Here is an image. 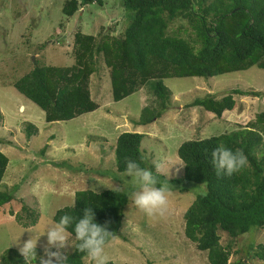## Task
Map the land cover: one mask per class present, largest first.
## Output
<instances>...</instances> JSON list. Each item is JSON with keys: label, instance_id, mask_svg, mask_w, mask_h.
I'll list each match as a JSON object with an SVG mask.
<instances>
[{"label": "rangeland", "instance_id": "obj_1", "mask_svg": "<svg viewBox=\"0 0 264 264\" xmlns=\"http://www.w3.org/2000/svg\"><path fill=\"white\" fill-rule=\"evenodd\" d=\"M65 1L0 0V149L9 158L1 189L15 196L14 201L0 207V259L5 250L18 249L15 244L9 246L13 239L20 237L21 243L29 238L36 240L54 221L55 212L73 203L76 191L109 189L97 180L110 187L124 188L131 197L132 186L121 181L124 172L117 171L115 166L114 146L122 132L144 134L141 148L149 165L159 163V173L168 179L181 178L183 163L177 150L184 141L228 132L235 124L253 121L264 111V68L258 66L210 78L165 79L172 96L163 108L148 85L123 100L114 101L108 69L99 64L97 73L91 76L90 88L100 107L69 121L46 122L44 111L16 89V79L35 63L71 65L77 31L97 35L104 27L105 32L119 33L131 21V14L121 0L84 5L71 17L62 12ZM233 88L257 95H235L237 107L226 110L221 118L201 106L191 105L197 98L221 97ZM145 109L154 117L142 123ZM28 123L35 125L30 137ZM191 185L187 190L180 189L187 186L183 181L168 185V212L162 219L147 218L131 198L120 235L106 243L109 261L209 264L207 253L198 250L184 233L186 210L195 196L206 190L204 184ZM23 204L39 214L35 225L23 226L16 219ZM255 230L238 238L229 264L245 258V249L252 240L264 242V229ZM221 236L223 244L230 242L226 233ZM69 243L60 250L64 256L74 249L72 235ZM36 247L42 250L36 256L43 264L49 259L45 251L46 234L38 238ZM85 264H90L87 256ZM250 264L264 262L253 259Z\"/></svg>", "mask_w": 264, "mask_h": 264}, {"label": "trees", "instance_id": "obj_2", "mask_svg": "<svg viewBox=\"0 0 264 264\" xmlns=\"http://www.w3.org/2000/svg\"><path fill=\"white\" fill-rule=\"evenodd\" d=\"M96 2L101 0H66L62 12L71 17L84 5ZM121 2L131 14L129 25L121 32H105L104 27L97 35L77 31L71 65L35 63L14 82L24 97L44 111L46 122L69 121L100 107L90 88L91 76L97 73L99 64L108 69L114 101L148 85L163 108L172 96L165 79L210 78L252 66L264 68V0ZM250 94L257 95L233 88L221 97L197 98L191 105L201 106L221 118L226 110L237 107L235 95ZM150 116L154 114L144 112L142 123L151 121ZM26 128L28 136H32L35 125L28 123ZM143 137L142 133L129 131L117 137L114 146L117 171L124 172L126 160L133 159L155 172L141 148ZM221 144L241 150L248 158V167L231 177L218 175L211 164V153ZM177 153L183 163L181 178L168 179L158 173V180L168 185L183 181L187 186L180 187L181 190L190 189L191 184L206 185V190L195 196L184 214V233L198 250L207 253L209 264H229L238 238L253 228L255 232L264 229V111L253 121L235 124L231 134L224 132L210 139L184 141ZM8 164V156L0 149V207L15 199L11 192L1 189ZM130 201L124 188L115 192L104 189L98 195L91 188L82 189L75 192L71 205L55 212L53 220L58 221L65 213L78 218L85 208L93 207L96 222H107L112 232L108 243L120 235ZM38 218L39 214L27 204L16 214L23 226L35 225ZM222 233L231 238L229 243H222ZM72 236L75 238L74 233ZM75 245L67 255L68 264H85L86 254L77 251ZM245 250V258L237 264H250L253 259L264 262V242L252 240ZM41 252L36 247V255ZM36 255L29 264H41ZM0 264L26 262L18 249L10 248L1 254Z\"/></svg>", "mask_w": 264, "mask_h": 264}, {"label": "clouds", "instance_id": "obj_3", "mask_svg": "<svg viewBox=\"0 0 264 264\" xmlns=\"http://www.w3.org/2000/svg\"><path fill=\"white\" fill-rule=\"evenodd\" d=\"M228 134H231V130H228ZM205 139H210V137H205ZM211 164L218 175L231 177L248 167V158L241 150H233L221 144L212 151ZM153 167L155 172L152 168L142 167L141 163L136 160L128 159L121 181L132 186L131 198L135 206L147 218L156 220L165 218L168 212L169 187L168 184H161L158 180L157 174L160 172L161 165L157 163ZM97 182L113 192L119 188L117 185L110 187L98 180ZM95 192L98 195L96 188ZM72 233L78 242L75 245L76 250L86 254L90 264H109L105 246L112 232L109 231L107 222L105 224L96 222L93 207L85 208L78 218L65 213L58 221L54 220L46 226L41 235L46 234L47 247L45 251L49 259L43 261V264H68L67 256H64L60 250L70 244ZM19 238L13 239L9 246L15 244L26 264H29L31 258L36 255L38 238L36 240L29 238L23 243ZM53 248L56 251H52Z\"/></svg>", "mask_w": 264, "mask_h": 264}]
</instances>
